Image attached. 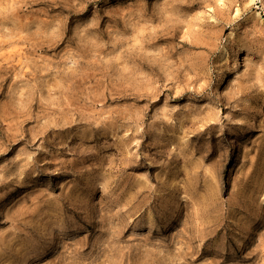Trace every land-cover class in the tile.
<instances>
[{"label":"rangeland","instance_id":"obj_1","mask_svg":"<svg viewBox=\"0 0 264 264\" xmlns=\"http://www.w3.org/2000/svg\"><path fill=\"white\" fill-rule=\"evenodd\" d=\"M0 264H264V0H0Z\"/></svg>","mask_w":264,"mask_h":264}]
</instances>
